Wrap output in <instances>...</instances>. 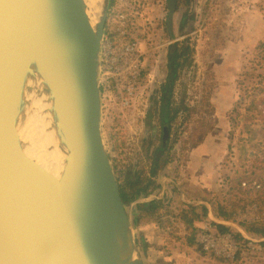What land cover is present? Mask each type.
<instances>
[{"label": "rangeland", "instance_id": "1", "mask_svg": "<svg viewBox=\"0 0 264 264\" xmlns=\"http://www.w3.org/2000/svg\"><path fill=\"white\" fill-rule=\"evenodd\" d=\"M168 3L110 0L103 37L118 45L142 42L143 67L134 93L118 94L123 95L122 103L116 92L103 89L102 94L103 135L119 183L132 175L150 174L152 155L161 148L166 131L160 125L159 106L171 45L190 49L189 64L179 70L173 86V105L179 112L166 126L169 143L164 153H156L167 160L154 176L158 186L152 189L154 184H148L146 195L131 188L122 193L144 264H256L258 254L249 250L240 253L243 259L236 260L238 254L224 261L197 243L195 236V243L212 255L190 246L189 231L166 214V208L177 212L181 201L204 204L207 219L198 230L210 223L222 231L218 224H225L230 230L224 232L237 240L243 239L239 230L261 238L240 224L264 221V197L257 209L247 206L226 223L213 215L209 200L224 192L232 203L229 183L222 192L219 188L226 174L242 185L264 188V92L255 75L259 67L255 72L251 66L244 69L264 39V0H179L171 26ZM239 80L246 90L240 89ZM41 150H46L45 144L29 152L42 155ZM37 159L40 165L34 169L51 176L46 162ZM156 203L162 207L149 212L139 206Z\"/></svg>", "mask_w": 264, "mask_h": 264}, {"label": "water", "instance_id": "2", "mask_svg": "<svg viewBox=\"0 0 264 264\" xmlns=\"http://www.w3.org/2000/svg\"><path fill=\"white\" fill-rule=\"evenodd\" d=\"M109 3L89 28L81 0H0V264H144L102 129ZM21 129H40L34 146ZM41 144L54 151L47 169L65 175L66 213L32 179L26 148Z\"/></svg>", "mask_w": 264, "mask_h": 264}, {"label": "trees", "instance_id": "3", "mask_svg": "<svg viewBox=\"0 0 264 264\" xmlns=\"http://www.w3.org/2000/svg\"><path fill=\"white\" fill-rule=\"evenodd\" d=\"M179 0H177L175 9L178 8ZM185 18V16H184ZM190 49L188 46H178L175 44L171 45L170 49V55H169V73L167 76V82L162 85V96H161V104L159 106L160 112V125L164 130H168L166 126H169V123L173 122L178 115L179 107H176L173 105V98H172V91L174 83L177 79V75L179 73V70L182 69L185 65L189 64L190 61ZM251 66L253 67V71H257V68L259 67V71L256 72V76L260 77L259 84L261 85V89L264 92V39L258 42L257 46L255 47L254 57L249 61V64L244 67L245 70ZM254 72H251V74H254ZM239 85L241 90H246L243 86V81L239 80ZM264 101V100H263ZM191 115L188 114L185 117V121L189 119ZM163 130V131H164ZM169 140L167 137V140L162 144L161 148L156 150L154 155H152L151 163L152 167L150 169V174L143 173L142 175H132L129 176L128 179H125V183H119L120 189L122 193L126 190V188H131V192L138 193L142 191L145 195L148 194L146 186L148 184H154L153 188H156L158 184L156 183V180L154 179V176L160 171V169H164V165L167 160L165 158L160 157V155L157 157L158 151H164L168 146ZM155 150V149H154ZM164 153V152H163ZM146 185L144 186V184ZM225 183H229V191L231 194V202L228 203V200L225 197L224 192H222V189L225 186ZM220 192H222V197L214 196L209 200L210 206L212 208L213 215L222 221H231L234 220L235 215L239 212H242L246 209L247 206L251 204H261L264 197V188H258L256 186H245L242 185V182L240 179H234L230 177L228 174H226L222 180V182L219 183ZM141 193V192H140ZM220 195V193H218ZM139 195V194H138ZM144 210L149 212L151 209L155 207H162L157 205H150L148 208L147 206H142ZM153 207V208H152ZM166 214L174 216L178 222H180L183 226L187 228L189 231L188 236H186V239L188 240V244L190 246H196L197 249L201 250L203 253H207L209 255H212L209 251H205L201 248L200 245L195 243L194 236L196 231L199 228L200 222L207 219L208 214V207L204 204L197 205L193 202H182L179 206V209L177 212L170 209L169 207L166 208ZM247 232H252L253 234H256L262 238V245L264 248V221H255V222H242L240 224ZM219 228L222 231L230 230V227L226 226L225 224H218ZM233 232V230H231ZM235 236H240L239 232L234 233ZM178 239V238H177ZM166 249L170 248L168 246H164ZM258 254L256 255L257 260L256 264H264V251L262 253H254ZM243 259L242 255H238L236 260Z\"/></svg>", "mask_w": 264, "mask_h": 264}, {"label": "built area", "instance_id": "4", "mask_svg": "<svg viewBox=\"0 0 264 264\" xmlns=\"http://www.w3.org/2000/svg\"><path fill=\"white\" fill-rule=\"evenodd\" d=\"M142 42L133 40L125 45H118L105 37L101 44V60L99 70V82L103 89L108 92H116L117 99L124 101L121 93H134V86L140 77L143 67ZM127 64L129 66H127ZM113 96V93H111ZM116 100V98L114 97ZM125 104V103H124ZM257 209L256 204L249 205ZM236 216V215H235ZM212 217V216H210ZM226 223V221H224ZM243 239H235L231 232H224L205 223L196 233L195 240L205 249L211 250L218 258L228 261L234 260L238 254L249 250L255 253L264 251L261 243L262 238L248 235L239 230Z\"/></svg>", "mask_w": 264, "mask_h": 264}, {"label": "bare ground", "instance_id": "5", "mask_svg": "<svg viewBox=\"0 0 264 264\" xmlns=\"http://www.w3.org/2000/svg\"><path fill=\"white\" fill-rule=\"evenodd\" d=\"M81 1H82V4L85 6L84 11L86 13L90 14L91 16H93V21L91 20L88 22V26L90 28L93 25H95L96 22L98 21L99 16L95 15V7L99 8L101 6V0H81ZM37 131H40V129H37L32 133H28L26 136V132L24 131V129H21V136H23L26 141H30L31 146H34L37 143V138L33 135V133H35ZM44 134L40 132V133H38V136L42 137L46 141L47 140L49 141L47 134L46 133H44ZM33 140H35V142H33ZM26 149L31 150V147H27ZM41 152H42V155H39V153L33 154L35 156L34 161H32L33 168L38 166V159H36V157L39 158L40 161H41L40 156L43 157L46 164H47L50 161L51 155L54 154V151H52V150H51L52 153L49 152V154L43 150H41ZM62 171H63L62 169L58 170V171L55 170L56 173L53 171L52 172L49 171V173L51 174V176H50L46 173H45V175H43V172L38 170V172H35L36 174L33 173L32 179L37 185L47 188L48 191L55 198H57L58 201H60L58 204L53 205L56 208V210L59 209L57 211H61L63 213H66L68 208H69L67 200H66V198H67V184H66V181L64 179L65 175L62 174ZM58 175H59V177H58Z\"/></svg>", "mask_w": 264, "mask_h": 264}, {"label": "flooded vegetation", "instance_id": "6", "mask_svg": "<svg viewBox=\"0 0 264 264\" xmlns=\"http://www.w3.org/2000/svg\"><path fill=\"white\" fill-rule=\"evenodd\" d=\"M166 135H167V132L165 131V137H164L163 143H164L165 140H166Z\"/></svg>", "mask_w": 264, "mask_h": 264}, {"label": "crops", "instance_id": "7", "mask_svg": "<svg viewBox=\"0 0 264 264\" xmlns=\"http://www.w3.org/2000/svg\"><path fill=\"white\" fill-rule=\"evenodd\" d=\"M153 194H154V192H153ZM149 196H150V195H149ZM149 196H147V197H149ZM153 198H154V196L151 197V199H153ZM156 199H157V198H156ZM154 201H156V200H154Z\"/></svg>", "mask_w": 264, "mask_h": 264}]
</instances>
